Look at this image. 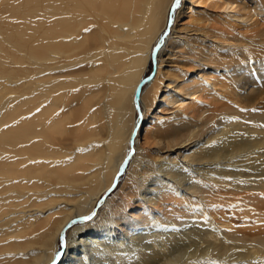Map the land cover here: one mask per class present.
<instances>
[{"label":"bare ground","instance_id":"bare-ground-1","mask_svg":"<svg viewBox=\"0 0 264 264\" xmlns=\"http://www.w3.org/2000/svg\"><path fill=\"white\" fill-rule=\"evenodd\" d=\"M195 1L0 0V264H264V0Z\"/></svg>","mask_w":264,"mask_h":264},{"label":"rangeland","instance_id":"rangeland-1","mask_svg":"<svg viewBox=\"0 0 264 264\" xmlns=\"http://www.w3.org/2000/svg\"><path fill=\"white\" fill-rule=\"evenodd\" d=\"M183 1L184 0H181L180 6L178 8H176V9H174L173 12H172V14H171V19H172L171 25H172V27L174 26V23L176 21L177 14L180 12V10L183 9V7H185ZM195 2L196 3H194L192 5V11L191 10H190V12L188 11V13H186L183 16V18L181 19L180 22H187L188 19H189V17L193 13V15L196 14V15H201L202 17H205L207 20H209L208 23H210V24H211V22L212 23L214 22L213 24H215V23L216 24H218V23L220 24L221 21L219 20V16L223 14L222 13L223 11H222V9H217L218 8V4L215 3V2H217L216 0H207V1L206 0H196ZM257 28L258 29H256V31L259 30L258 32H261V33L264 34V22H262L261 24H259V26ZM162 49L163 48L161 46L158 49L155 57H154V55H153V58L151 56V58H150V60L148 62V65H147V69H146V72H145V77H151L154 74L155 69H156V65H157V62H158L159 56H160V53H158V52L162 51ZM156 113L157 112H154L152 115H150L148 117H141V119H140L141 122L139 121V124H138V132H137V134L135 136V141H136L137 147H140V148H143L144 149L145 147L147 148V145H149V144L151 145V148L153 147V143L154 142H152V139L150 137H151L152 131L155 130L154 129L155 128V125H153L154 123L152 121L154 120L153 117H154V115ZM137 116H139L138 113H137ZM140 116H141V114H140ZM176 153H178V152H176ZM176 153L174 155L177 158H179L180 160H182V157H179L180 156V153H178V154H176ZM130 157H131V155L129 156V158L126 161L127 162V165L129 164V162H130V160L132 158V157L131 158ZM126 173H127V169H125L124 172L122 173V175L118 178V182L113 187L112 191L109 192V193L107 192V194H104L102 196L101 203L97 204L96 207H95V209H94V211H93V213H95V216L98 213V211H100V208H101L100 205L102 203L106 202L108 198L114 196V191L115 190L117 191L120 188V186L122 185L123 180L125 179ZM133 206H134L133 208H128L126 210L127 215H130V216L135 217V216H139V215L144 214V211L141 208L135 207L136 205H133ZM166 213H167V215H170V211H168ZM87 216H89V215H87ZM180 217L182 219H187V216L184 213H180ZM82 223H84V221H83L82 218H80L73 225H78V224H82ZM119 226L115 227V229L118 231L117 232V235H118V233L119 234L121 233L123 235L125 232L124 231H120L119 229H121V225H119ZM65 233L66 234L63 236V238H60L59 241H58L59 253L60 254H62V252L64 251V248H65V247L64 248H61L60 247L61 243H64L65 244L66 237H67V231ZM79 239L81 240L82 237H80Z\"/></svg>","mask_w":264,"mask_h":264},{"label":"snow or ice","instance_id":"snow-or-ice-1","mask_svg":"<svg viewBox=\"0 0 264 264\" xmlns=\"http://www.w3.org/2000/svg\"><path fill=\"white\" fill-rule=\"evenodd\" d=\"M180 3H181V0H174V3L172 5V8L173 9L178 8L180 6ZM171 187H172V185L169 183V188H171ZM94 216H95V213H93L92 215H89V216H85L82 219H83L84 222L87 223V222L93 221ZM96 235L98 237H101V236H103V232L97 233ZM60 247L61 248H64L65 247V244L64 243H61ZM59 255H60V253L58 252L57 253V256H59Z\"/></svg>","mask_w":264,"mask_h":264},{"label":"water","instance_id":"water-1","mask_svg":"<svg viewBox=\"0 0 264 264\" xmlns=\"http://www.w3.org/2000/svg\"><path fill=\"white\" fill-rule=\"evenodd\" d=\"M135 98H136V109H137V111H139V110H138V105H137L138 94H136Z\"/></svg>","mask_w":264,"mask_h":264}]
</instances>
